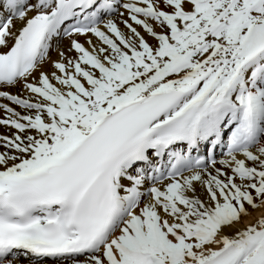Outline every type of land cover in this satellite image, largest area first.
<instances>
[{
	"label": "snow or ice",
	"instance_id": "6c2138e0",
	"mask_svg": "<svg viewBox=\"0 0 264 264\" xmlns=\"http://www.w3.org/2000/svg\"><path fill=\"white\" fill-rule=\"evenodd\" d=\"M0 113V264H264V0H0Z\"/></svg>",
	"mask_w": 264,
	"mask_h": 264
},
{
	"label": "bare ground",
	"instance_id": "6f19581e",
	"mask_svg": "<svg viewBox=\"0 0 264 264\" xmlns=\"http://www.w3.org/2000/svg\"><path fill=\"white\" fill-rule=\"evenodd\" d=\"M81 39H82V38H81ZM69 43H70V41H69L68 39H65V40L61 41V45H62V47H65V48H67V46L69 45ZM73 55H74V53H73ZM52 57H53V59H57V58H58V57H57V54H56L55 51L52 52ZM49 70H50V69H49ZM11 91L15 92L16 89H12ZM0 115H2V113H0ZM3 131H6V130H5L3 127H0V132H3ZM249 210L252 211L251 209H249ZM262 213H264V210H256V211H252V215H253V217H257V216L261 215ZM243 223H244V224L248 223V220L245 219V220L243 221ZM241 226H243V224H242Z\"/></svg>",
	"mask_w": 264,
	"mask_h": 264
}]
</instances>
